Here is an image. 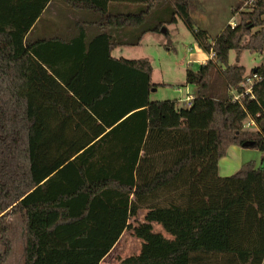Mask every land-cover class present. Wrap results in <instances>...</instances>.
<instances>
[{"label":"trees","instance_id":"trees-1","mask_svg":"<svg viewBox=\"0 0 264 264\" xmlns=\"http://www.w3.org/2000/svg\"><path fill=\"white\" fill-rule=\"evenodd\" d=\"M53 2L81 26V57H44L43 38L33 37ZM200 7L196 0H0V224L21 217L24 264H43L41 250L52 264H69L65 250H108L115 209L145 210L177 235H147L142 258L127 264H264V158L229 176L218 172L231 145L264 153V64L249 73L260 76L252 95L233 100L248 74L229 63L232 50L264 55V0H237L239 21L211 40L191 15ZM179 18L210 56L187 68L196 94L184 105L151 99L149 58L112 56ZM97 49L103 56L94 57ZM0 233L5 264L11 243L5 226Z\"/></svg>","mask_w":264,"mask_h":264},{"label":"rangeland","instance_id":"rangeland-1","mask_svg":"<svg viewBox=\"0 0 264 264\" xmlns=\"http://www.w3.org/2000/svg\"><path fill=\"white\" fill-rule=\"evenodd\" d=\"M196 1L200 3L201 7L192 10L191 15L196 26L207 31L210 40L215 38L226 24H231V22L237 23L239 21V15H233L232 12V8L237 4V0ZM200 51L207 55V52L198 46L184 20L179 18L176 23L167 26L166 32H150L145 34L139 45L127 46L123 54L127 56L126 58L146 57L150 59L153 67L152 81L156 84V87L152 91L151 99L156 101L186 99L187 91L191 96H195L196 86L186 83V71L188 67L192 69L199 67L201 63L194 61V59L199 56L198 53ZM117 54L121 53L117 52ZM229 63L245 66L249 75L253 69L264 64V55L248 49L239 52L232 50L229 56ZM248 149L244 152V160H255L260 164L264 158V153L257 148ZM115 211L111 212V219H130L127 214H124L126 211L123 214ZM144 214L145 211H140L138 218ZM2 226L6 227V238L11 243L8 259L5 264H24L25 233L21 217L18 215L8 216L0 224V228ZM119 231L120 229L117 227L116 232L118 233ZM121 234L117 238L115 237V243L118 242ZM1 237L2 234L0 233V253H3L4 247L2 246ZM125 240L129 241L128 239ZM121 245L122 243L119 247ZM119 247H116V249L121 250ZM110 248H112V245ZM48 253L43 250L40 251V261L43 264H52L48 259ZM106 254L97 255L84 252L76 256L74 253L62 252V255L68 260L69 264H83L86 260L89 262L92 260L90 264H100ZM73 258L74 261L72 260Z\"/></svg>","mask_w":264,"mask_h":264},{"label":"crops","instance_id":"crops-1","mask_svg":"<svg viewBox=\"0 0 264 264\" xmlns=\"http://www.w3.org/2000/svg\"><path fill=\"white\" fill-rule=\"evenodd\" d=\"M71 10L65 6L62 2L50 3L46 10L44 11V21L39 25V29L34 33L33 37L39 36L43 38L42 53L44 57H81L83 51V44L81 42L80 36L76 35L81 33V26H78L74 21H70L72 15H70ZM75 12V11H74ZM233 24V22H231ZM65 37L67 40L73 38L71 43L66 44L62 40ZM127 46L116 47L112 51L113 57H127L123 54L124 49ZM130 47V46H128ZM117 52L121 54H117ZM97 53V54H95ZM95 54V55H94ZM99 54H101L99 56ZM103 51L97 49L93 52L94 57L103 56ZM198 57L194 59L198 63H204L210 56L207 53L205 55L200 51ZM129 57V56H128ZM152 94V93H151ZM186 94H190L188 91ZM191 96V95H190ZM152 97V95H151ZM194 97L193 95L191 96ZM179 103L181 105L187 104L185 99L179 98ZM183 103V104H182ZM249 150L247 147H242L240 145H231L225 156H223L218 162V172L220 176H229L234 174L239 170L244 160V152ZM116 210V209H115ZM112 210V211H115ZM111 211V212H112ZM126 211V213H124ZM140 211L135 216L130 215L129 210H116L120 214H127L130 219H110L111 221V245L112 248L108 250H88L86 253L103 255L107 253L101 260L100 264H127L131 260H140L143 256L144 246L147 244L148 236H160L163 241L175 240L177 235L172 231L168 230L166 226L157 219L149 220L146 218L147 211L145 214L138 218ZM177 222L178 219H175ZM143 226H149L148 231H143ZM119 227L120 231L117 233L116 229ZM140 228V230H138ZM118 242L115 243V237L120 234ZM128 239L129 241L125 240ZM122 245L119 247V245ZM111 247V246H110ZM116 247L121 248L117 250ZM63 253H72V251L65 250ZM76 254V253H74ZM78 254H76L77 256ZM81 258V257H79ZM74 261V258L72 259ZM85 261V259H84ZM92 261V260H91ZM90 261V262H91ZM88 260L83 262V264H90Z\"/></svg>","mask_w":264,"mask_h":264},{"label":"built area","instance_id":"built-area-1","mask_svg":"<svg viewBox=\"0 0 264 264\" xmlns=\"http://www.w3.org/2000/svg\"><path fill=\"white\" fill-rule=\"evenodd\" d=\"M232 25H235V23H233ZM259 79H260V76L255 73L247 75L246 80L243 83L244 91L242 93L233 91L232 92L233 100H239L240 97L248 95V94L252 95L253 84ZM191 99L192 97L190 96V94H187L185 102L187 101L188 103ZM251 126H254V122L252 120H249L248 122L245 123L246 128H250Z\"/></svg>","mask_w":264,"mask_h":264},{"label":"water","instance_id":"water-1","mask_svg":"<svg viewBox=\"0 0 264 264\" xmlns=\"http://www.w3.org/2000/svg\"><path fill=\"white\" fill-rule=\"evenodd\" d=\"M162 32H166V28H163V29H162Z\"/></svg>","mask_w":264,"mask_h":264}]
</instances>
